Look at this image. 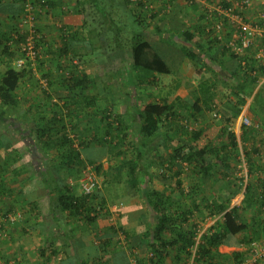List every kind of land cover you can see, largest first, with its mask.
<instances>
[{"label": "crops", "instance_id": "obj_1", "mask_svg": "<svg viewBox=\"0 0 264 264\" xmlns=\"http://www.w3.org/2000/svg\"><path fill=\"white\" fill-rule=\"evenodd\" d=\"M42 1L48 2L53 8L49 13L41 18L39 23L40 30L44 34L45 38L46 33H51L53 31L51 34L52 42L56 41V39L60 37V41L62 42L63 47L59 48V51L62 50L61 53L59 51L52 52L54 56L60 59H54V64H47V62H40L36 64L38 67L37 69H39L40 73H46L44 74V76L48 73V76L45 77L49 78L50 88L54 93L52 96L53 98H44L42 90L46 89H44L43 87L42 89H40L38 88L39 86H37L36 92H33V77L32 80L24 81V84L21 85L18 98L19 105L17 106V108L13 109L6 107L5 109L0 110V188L2 187V192H0V264H13V261L17 262V264H72V261L76 263V261L78 260V252L81 249H87L92 246H101V248H103L104 242L108 240H112V245L108 247L106 251L109 250V253L110 251H116L115 253L110 254L111 263L136 264L135 255L141 256L142 254L146 253L147 250L146 245L142 240V235L147 231L149 226L155 223L154 213L146 201L145 191L136 192L131 190L132 192L129 191L121 197L117 196L118 194L114 195L113 198L117 200L125 199V207L123 206L122 208L118 209L116 205L117 202L113 203L109 201L104 188L99 187L97 190H95L94 193H97L99 201L103 200L106 202L105 209L107 208V210L109 211V215H106L105 210V212L101 216L102 219H100V222L97 223V226L87 224V221L83 217L81 219H77L70 217L69 215L65 216L62 214H59V216H57L59 217V219L56 223L51 222L48 217L51 214L52 206L49 197L46 196V192L43 189L44 187H46V181L51 180L53 181V184L54 182H62L64 184L73 186L75 182L72 180L73 178L71 173L73 171L71 170V168H74V166L76 167V164L74 163L69 169L67 168L65 170H61L62 167H59V170L57 171L55 167H58L60 165L62 166L60 160L58 162L54 155H52V159H45V157L40 154L39 147L36 150L35 147H33L34 145H31L32 148L29 149L32 155L27 152L28 150L24 149L23 145H20V153L22 152V150H24V152L21 153L23 154L21 155L22 157L17 160L18 158L16 159L15 156L12 157L11 150H13V147L11 145V141L5 142L3 140V137L9 134L11 136L15 135L26 144H33L34 141L30 140L31 137H29L30 127H32V125H40V119L38 116L39 113H41L44 109L49 115L51 113H61V115L59 116L64 117L63 125L66 128L67 133L74 140L73 148H76L79 151L83 148H81L80 141L76 136H79L82 133L86 135L90 134L93 126L91 125L89 127H86L81 122V115L79 117L75 116L76 108L74 105H72L74 98H71L72 96L70 92L69 98H56L57 94L55 95V93H57L59 90L64 89L62 86V74H64V72H62V69L64 68L68 70L69 67H72L73 69V67L80 65V63L75 60L76 55L78 56V52L76 50L77 41L73 39V37L71 36V32H76L78 30H81L82 28L80 24L82 22V20H80L81 13L79 12V10L84 5H82V3L80 2L86 0ZM223 1H226L227 3V1L237 0H213L212 5L222 4ZM206 2L207 0H196L195 4L197 7H195V10H193L192 7L188 6L190 13L192 14V19H194L195 17L194 14L200 15L195 19L197 25L195 24V26H193L190 30L192 32H195V40L202 43L205 54L203 58L205 59L197 58L195 61H192L187 58L186 62H184V66H182V68L175 73L177 78L173 77V80H167V82L171 83L170 86L172 87L186 86V90H183V97H181V95L177 93L173 98L191 97L190 91H188L187 89L192 86V84L195 85L193 86V90H195L197 94L201 92V87L206 85L209 86V90L211 91L214 101V108L211 111H214L217 104L221 105V103H223L222 98H224L225 100L227 98L229 103H234L233 108L229 107L231 111H229L228 118L233 117L235 112L241 109L237 117V119L241 117L240 122L236 119L234 124L232 125L234 129H230L235 132L238 138V159L240 158V164H243L242 159H244L248 172L250 171V169H252L253 172L258 171L261 174V179L264 180V162L261 163L262 165H254L257 160L256 157H264V144L263 146L262 144H257L255 147H253L255 144L253 142L254 140L251 139V135L253 136L252 133H259L264 137V110L260 106H258V103L255 100V97L260 93H262V96H264V76L261 75V70L264 69V62L259 61L256 58V54L259 52V50H264V37L262 38V42L259 47L250 49L249 52H247L241 58L245 62H247V66L253 68V70L255 71L251 73L244 71L247 66L239 64V61L237 60L239 56H237L233 52V50L226 47L224 42H219L213 34L207 32L206 21L199 22L202 11H207L206 6L204 5V3ZM88 4L90 3L87 0V3L85 5ZM182 4L183 3L181 0L174 1L172 7L174 14L183 9ZM228 7L229 4L226 8ZM22 8V0H0V79L2 78L8 67L14 65L15 60H13V55L15 54V56H18L17 52L11 50V52H7L5 50V47L7 46L5 35H7L11 27L19 21V18L22 15ZM263 9L264 0H252V6L244 14V17L246 21L260 27L264 31V20L260 17V13ZM171 15L170 18L173 17ZM225 21H227V19H225ZM201 25L204 26V28L206 27L205 30H202L200 28ZM225 28V39L228 40L233 36L234 28L230 25H226ZM58 32H60V34L62 33V36H59L57 34ZM153 33L154 34H150L149 36L147 34L146 38L148 39V41L154 44L155 48L159 50V52L164 56L167 63H169L170 53H179L181 55H185L183 52L176 50V53V51L174 50V52H168V56L165 57L162 46L165 42H172L169 40V35L167 36V34H170L171 32L163 33V31H157ZM207 36L214 41L216 40V44L209 45V43L205 40L208 39ZM44 43L45 45L49 46L46 40H44L43 44ZM65 44L67 45L66 52H64L66 47ZM88 46L90 47L89 42L88 45H86L87 50L89 49ZM208 49H211V51H209ZM87 53L88 52H86L85 54L87 55ZM73 55L74 57H72ZM232 57H235V59H233ZM65 58L67 59V61H69L67 62V64L64 63L63 65L61 64V62L59 63V61L62 60L66 61ZM60 66H63V68L61 69ZM35 68L32 69L34 70ZM185 71L187 72L186 76L188 77V79H182L183 77H185ZM161 75H163L164 77H168L169 74ZM154 76L156 78V82L154 83L155 91L157 90V88H159L160 84L169 86L164 81L160 83L161 78H157L158 76L160 77L159 74L156 73ZM247 76L250 79H248ZM253 78H257V82L252 84V86L254 87L253 94L251 97H247L246 99H244V96H242L240 92H237V88L238 86H240V84H244L247 86L250 85V81ZM154 89L152 90L153 92ZM46 91L49 92L50 90L48 89ZM38 93H41V95L39 94L40 96L38 95V97L34 98V95H37ZM49 93L51 94V92ZM202 98L204 97L202 96ZM87 99L89 98H78L77 101H80V103H86ZM132 99L128 100V103L131 101L132 105H128L129 107L125 106L127 111H129L119 114L115 117L121 118L122 116L123 119H127V117L132 118V121L136 122L137 127L139 123V114L142 111V108L150 102L145 101V98H134V100ZM140 99L144 102L141 103L142 105H144L143 107L138 105ZM155 100V103L160 104H165V102L168 101L163 98L162 100L164 101L159 100V98H155ZM168 102H170V99ZM128 103L124 102V105H127ZM134 103H136L137 105H134ZM200 104L202 105L203 102H201ZM253 108H255V111L252 113ZM92 109L93 108H86L87 111H91ZM112 110L116 109L114 108ZM176 110L178 111V109H175V111ZM205 110L208 109L203 108L200 112H205ZM118 113L119 112L116 111V113L114 114L116 115ZM87 116L88 115H85V118ZM91 117L92 116L90 115V118ZM98 117L101 118V116ZM244 118H248L249 121L250 119L254 120L255 123L256 120H261V122H258V124L261 125L262 131L256 130L253 126H249L251 127L249 128L248 125L244 124ZM170 120L161 124V131H159L160 133L157 134V137L160 138H154V140H161L162 138L163 141L154 142V145L151 144V146H144L143 142L145 141L141 140L138 137L137 139L133 138L131 149V151L133 152V156L129 157L135 159L137 157V152L142 151L147 154L145 157L148 156L149 159H154V162L152 161L149 164H146L145 160L141 161L139 164L140 168L138 173L140 176V182L143 186L146 184L148 186V189L163 192L166 195H172L173 188L175 187V183L178 179L182 183V190L184 191L185 196L190 194V190L193 189L195 193L191 195L197 200L196 204L198 208L197 211H195V213L191 216L190 221L195 223H202L204 222V219L201 218H205L206 216H208L214 209L213 206V208H210V203H215V201L226 195V190L224 189V186L222 184L225 183V181L223 179H219V175H215V172L206 177L198 173H195L190 177L188 172L185 173L186 171L190 170L186 163H182L179 161L173 162L171 157H173L174 155V150L179 149L180 146L183 145L182 137H184V135L186 136V134H183L182 136L181 133V137L176 136L177 134H179L177 132L178 127L175 128L176 130L173 129V127H170ZM129 123L130 122H126L127 125ZM255 123H253V125ZM201 124H204V122H202ZM245 126L246 128H244ZM245 129L248 130V132H246L248 133L247 135H243ZM135 133H137L136 129ZM239 133L241 134L240 137ZM10 140H12V138ZM150 140L153 139L151 138ZM241 143L243 144V146L241 145ZM94 144L97 143L88 145L89 147H87V150H98L99 148H103L101 145L94 146ZM26 147L28 146L26 145ZM121 149L124 153L127 154L126 148ZM255 150L257 151L256 153H254ZM32 151L34 152V155ZM113 151H116L115 154H111L112 150H110L105 155H102L103 157L99 165L100 168L102 167L101 165H104V162H107L108 154L110 156L116 157L118 149H115ZM161 152H163L164 156L160 155ZM245 153L249 155V158H252L253 166H251L250 162L248 163L249 160L248 157H246ZM155 155L158 156L155 157ZM7 156H9L10 158H7ZM122 157L123 156L120 155L121 161L123 160ZM14 159H16V161H13ZM82 159L85 160L87 166L86 170L88 168L93 169L94 165L88 164L84 155H82ZM46 163L47 165H45ZM162 163L164 164L163 167H167L170 170V176H166L164 174L161 175L156 172H147V168L151 165H159ZM257 163L259 164V162ZM173 164L175 165L173 166ZM24 166L25 168H23ZM32 166L36 169L35 174L29 172ZM118 167H120V163ZM94 168L96 169V167ZM240 168V173H242V166ZM41 170L46 171V174H41ZM86 170L84 172H86ZM96 171L98 170L96 169ZM104 172H107V170H104ZM177 172H181V174L179 173L180 175H177ZM48 173H50V175ZM92 173L94 174V172ZM83 178L81 179V181L83 180ZM252 178L253 179L250 180L251 182H249V184L252 186L258 185V183H256V179L258 178L256 173ZM255 190L258 194L260 193V195L263 193L262 188L256 187ZM77 194H83L82 189ZM177 194H179L178 191L177 193H175V195H173L174 199H179V195ZM180 197L182 198L181 195ZM237 198H239V195L236 196L235 199ZM235 199L232 200V206H234ZM206 201L210 203H207ZM208 204L210 205L208 206ZM241 205L242 204H240V206ZM192 209L194 211V208ZM56 214L57 212L55 213V216ZM216 219L217 218L214 219L212 225H215V222L217 221ZM48 223L52 224L49 225ZM212 225L209 226V229L212 227ZM111 226L114 227V232L110 230ZM207 230L204 229L203 233H205ZM125 234L128 238H126ZM252 236V233H247L245 235L246 240L252 239ZM239 240H241V237H239ZM254 243H264V235L261 236L258 241L255 239L252 240L251 245L244 243L240 247H230L222 245L219 247V252L225 255H232L235 252H246L247 254V249H249V247L252 248V244ZM53 251L56 253L54 254ZM106 251L103 250L101 252L104 253Z\"/></svg>", "mask_w": 264, "mask_h": 264}, {"label": "trees", "instance_id": "obj_2", "mask_svg": "<svg viewBox=\"0 0 264 264\" xmlns=\"http://www.w3.org/2000/svg\"><path fill=\"white\" fill-rule=\"evenodd\" d=\"M88 1L89 3L97 2V0ZM124 1L129 7L134 17V21L141 28H146L150 21H153L156 18L158 19L160 17L161 19V17H164V15H160L161 9L165 8L164 3H162L158 9L154 8V10L150 9V5L152 3L151 1L154 2L155 0ZM174 1L175 0H170L172 6ZM184 2L192 7L193 10L197 7L195 4L196 0H184ZM207 2L213 4V0H207ZM80 3L84 5L83 8L79 10L82 20L81 26L86 30L87 22L84 18V8L87 0L81 1ZM185 3L183 4V9L181 11L185 9ZM45 4L48 6L49 10L53 8L51 4L46 1ZM222 6L225 8L228 6L226 1L222 2ZM206 18L207 12L203 10L200 19L206 21ZM163 20L165 21L167 19L163 18ZM17 26L18 22H16L11 27L9 33L5 35L7 43L5 50L7 52L10 51L11 47L8 43L12 40V34L18 30ZM200 28L205 30L206 27L204 28V26L201 25ZM157 31L162 32L159 27L157 28ZM168 35L170 41L181 45L183 53L188 59L195 61L197 58H203L205 56L202 43L195 40V32H192L190 29L183 31L181 35L182 38L171 33L167 34V36ZM19 37L20 40H23L24 36L19 35ZM146 37V33L140 30L134 32L132 38L133 60L130 63V72H132L133 81L138 82L136 83L138 87H149L154 85L156 82L154 75L156 73L159 75L171 73L170 66L166 62L164 56L155 48L152 42L148 41ZM175 37H177L178 40H174ZM207 38L209 45L216 44V40L214 41L208 36ZM87 39L89 40V37ZM65 46L64 52L67 50V45L65 44ZM208 50L211 51V49ZM232 58L235 59V57ZM241 58L242 56H239L237 59L240 65V62L243 61ZM39 62L40 60L37 61V63ZM60 67L61 69L63 68V66ZM32 68L30 62L29 64L27 63L25 68L17 69L13 66L8 67L0 79V110L5 109L6 107L13 109L17 108L19 105L18 98L21 85L24 84V81H30L33 78ZM244 71L251 73L255 70L247 66ZM62 72H64V74H62V86L65 90L72 93L71 96L73 95L74 98L72 105L76 108L75 116L79 117L80 113H85L86 108L94 109L90 111L91 113L86 114L88 116L91 115L95 122L91 129V136L83 133L76 136L83 149L79 151L76 148H73L74 140L67 133V130L63 125L64 117L59 116L61 113H51L49 115L44 109L38 116L40 119V125H32V127H30L29 137H31L30 140L34 141L33 144H26L15 135L11 136L8 134L3 137L5 142L11 141L13 147V150H11L12 157L15 156L16 159L18 158L17 160L22 157L21 155L23 154L21 153L24 152V150L20 153V145H23L24 149L28 150L27 152L30 154L31 151L29 149L34 145L33 147H35L36 150L39 147L40 154L44 157H47L50 152L56 154V160H58V162L60 160L62 163V166L55 167L57 171L59 170V167H62L61 170L69 169L75 162H77L79 172H82L87 167L85 160L82 159V155H84L88 164L94 165V167L100 171L99 165L103 157L102 155H105L110 151V148H112V150L118 149V152H120L119 155L123 156L119 170L121 171L125 169L127 171L130 189L132 191L146 192V201L153 211L155 218V223L149 226L147 231L142 235V240L145 243L147 250L146 253L141 256L135 255L136 264H191L190 262H193V264H227L231 260L233 261V264H240L246 257H249L251 247L247 249V254L246 252H235L232 255H225L219 252V247L222 245L230 247H240L243 243L251 245L252 240L255 239L258 241L261 236L264 235V180H261L259 183L260 185H257L263 190V193L260 195V193L258 194L255 190L256 186H252L249 183L246 184L244 189L243 177H241L242 180H235L232 177L234 170H236L235 160L239 156V142L235 132L230 129H232V125L237 119L240 109L235 112L233 117L226 120V126L224 128L218 124H214L202 129L189 131L187 127L180 124V121L177 125V132L179 134L176 136L181 137V133L182 136L183 134H186V136L184 135V137H182L183 145L180 146L179 149L174 150V155L171 157L173 162L179 161L186 163L188 168H191L195 173L203 175L204 177L215 172V175L221 176V179L224 181L229 180L232 184V186L228 187L229 190L226 191V195L215 201V203L206 201L211 204H208V206L210 205V208L214 207L208 216L211 218H219L214 226L201 235L196 246L201 224L190 221L191 216L198 208L196 204L197 200L191 195L195 193V191L191 189L190 194L187 195L188 197L185 196L184 191L182 190V183L179 179L175 183L176 185L173 188L172 195H166L163 192L148 189L146 184L143 186L140 182V176L138 173L140 168L139 164L144 160V157L147 154L138 151L137 157L133 159L129 157L128 154L124 153L120 147L124 146L126 143L132 144V141H128V136L132 139H137L138 137L145 141L143 142L144 146H151V144L154 145V142L163 141L162 138L161 140H154V138L157 137V134L160 133L159 131H161V124L168 122L170 118H181L178 112L175 111L172 103L168 104L165 102V104H160L150 102L146 104L139 114L138 126L136 127V122H133L132 118H130L132 122H130L128 126L123 120H121V118H113L112 115L108 114V112H111L109 108L114 109L115 104L108 103L104 108L101 107V103H99L101 101L100 99L109 88L106 84H101L99 80H90L89 76L84 73L82 67L79 66H75L73 69L72 67H69L68 70L63 68ZM143 74H149L152 78L145 82V80H142V78H144ZM261 75L264 76V69L261 70ZM248 79L250 78L248 77ZM256 82L257 78H253L248 86L240 84L237 88V92H240L242 96H244V99L251 97L254 91L252 84ZM90 83L92 86L94 85L96 87L97 92L92 95H84V93L91 87ZM209 89V86L206 85L201 87V91L206 92L204 93L205 98H210L212 96ZM77 90L81 91L80 95H83V98H89L86 100V103H80V101H77L80 96L73 93ZM42 94L44 98H53L46 90H42ZM209 100L210 103H207V105L204 104L206 105V108L211 111L213 109L214 101L213 99L211 100V98ZM255 100L258 103V106L264 110V96H262V93L258 94L255 97ZM200 101H203L202 98H200ZM200 101L199 98H196L195 104L192 107L195 112L201 111ZM81 104L84 105L82 106ZM254 111L255 108H253L252 113ZM98 116H101V118ZM135 129L137 133H135ZM246 132H248V130L245 129L243 135H247L248 133ZM222 136H225V142H223L224 144H222V147L218 148L217 146H213L214 141L218 138L221 139ZM11 138L12 140H10ZM151 138L153 140H150ZM92 143H97L94 144V146L101 145L103 148H99L98 150H87V147H89L88 145H92ZM26 145L28 147H26ZM33 151L32 153L34 155ZM256 152L257 151L255 150L254 153ZM245 154L246 157L249 156L247 153ZM213 157L217 160H213ZM233 157L234 161L232 160ZM7 158L10 157L7 156ZM16 159L13 161H16ZM248 160V163L250 162L251 166H253L252 158L248 157ZM217 162L222 164L218 165ZM174 165L175 164H173V166ZM218 166H221V168ZM23 168H25V166ZM29 172L35 174L36 169L32 166ZM249 172L253 173L252 169H250ZM40 173L46 174V171L41 170ZM179 173L181 174V172ZM179 173L177 172V175ZM48 174L50 175V173ZM43 189L46 192V196L49 197L52 206L51 214L48 217L51 222L56 223L59 219L57 216L62 214L77 219L83 217L87 221V224L97 226V223L102 219L101 216L105 210L106 215H109V211L107 208L105 209L106 202L103 200L99 201L97 193H94L91 196L84 194L79 195L76 193L73 186L62 182H54L53 184V181L51 180L46 181V187ZM243 189L245 191V197L241 203L242 205L232 206V200L235 199ZM177 191L179 192V194H177L179 195V199H174L173 195H175ZM0 192H2V187L0 188ZM192 208H194V211ZM56 212L57 214L55 216ZM110 230L114 232V227L111 226ZM249 232L253 234L252 239L246 240L245 235ZM239 237H241V240H239ZM126 238H128L127 235ZM111 245L112 240H108L104 242L103 248H101V246H92L87 249H81L78 252V260L76 263L72 261V264H113L111 263L110 254H113L116 251H110V253L109 250L106 251ZM195 247L196 251L194 252ZM103 250L106 251L104 252L105 254L101 252ZM53 253L55 254L56 252L53 251Z\"/></svg>", "mask_w": 264, "mask_h": 264}, {"label": "rangeland", "instance_id": "obj_3", "mask_svg": "<svg viewBox=\"0 0 264 264\" xmlns=\"http://www.w3.org/2000/svg\"><path fill=\"white\" fill-rule=\"evenodd\" d=\"M182 3L184 4V0H181ZM96 3V4H95ZM95 3H91L88 5H85V13H84V18L86 19V30H84L83 28H81V30L78 31H72L71 32V36L73 37L74 40L77 41V52H78V56L76 55V61H78V63H80L79 67H82L84 73H86L90 80H99L100 83H104L106 84L109 88L108 90L105 92V94L103 95V97L100 99L101 101L99 103H101V107L104 108L108 103H113L114 108L116 110H112L109 108V110L111 111L110 113L108 112L109 115H112V117L114 118L115 116H118L119 114L128 112L127 109L125 108V106H130L132 105V102L128 103V100H134V98H145V101L147 102H154L156 101L155 98H159V100L166 99L170 102L168 103H172V105L174 106L175 109H178V114L180 115V119L179 117L176 118H171V122H170V127H173V129L177 128L178 126V122L180 121V124H183L184 127H187V129L189 131H194V130H198V129H202L214 124H218L221 127H225L226 126V120L228 118L229 115V111H231L229 109V107H234L233 104L234 103H229L228 99L226 98V100L224 98L223 99V103H221V105H218L215 107L214 111H208L205 110V112H195L192 107L195 104V100L197 97L202 98V96H204L203 99V104L201 106V110L203 108H206L207 103H210V98L211 100L213 99L212 96L209 98H205L204 93L201 91L199 94H197L195 92L194 87L195 85L192 84V86H190L187 90L190 91V96L189 98H173L174 95H176L177 93L179 95H181V97L184 96L183 90H186V86L185 89L183 86L180 87H172L170 86L171 83L167 82V80H173V77L177 78V76L175 75V73L180 70L182 68V66H184V62H186L187 57L185 55H181V54H171L169 56V66L171 69V74L168 75V77H164L163 75H160V77L158 76L157 78H161L160 79V83H162L163 81L166 82L169 86H165L163 84H160L159 88H157V90L155 91V87L154 85L149 86V87H138L136 86L138 82L133 81V76H132V72H130V63L133 60V54H132V38L134 36V32L137 31H144L146 33V35L148 34V36L151 34H154L153 32H157V28H161V30L163 31V33H170L173 35L178 36L179 38H182L181 35L183 33L184 30L186 29H191L193 26H195L196 24V18L199 17V14H194L195 17L194 19H192V14L190 13L189 10V5L185 3V11H179L178 13L176 12V14H174V12L169 11V12H165L163 13L161 16L164 15V17H160L153 21H150V23L146 26V28L144 27H140L135 21H134V17L129 9V7L125 4L124 0H97V2ZM182 4V5H183ZM207 4V3H206ZM173 7V6H172ZM83 8V7H81ZM50 10L47 12L49 13ZM171 12V13H170ZM47 13H43L42 17L44 15H46ZM172 14V15H171ZM170 15L173 16L170 18ZM41 17V18H42ZM81 18V16H80ZM167 19V20H163ZM81 20V19H80ZM200 21H204L201 20L199 18V22ZM82 25V22L80 23ZM197 25V24H196ZM40 28V27H39ZM144 29V30H143ZM53 32V31H52ZM51 33H46V38L45 40L48 42L49 46L42 44L41 45V54L43 55L42 59L40 60V62H47V64L49 63H53L54 64V59H58L56 56L53 55L52 52H58L59 48L63 47L62 42L60 41V37L56 39V41L52 42L51 39ZM69 33V31H68ZM59 36H62V33L60 34V32L57 33ZM70 35V34H69ZM89 37V40L87 39ZM88 40V41H87ZM174 40H178L177 37L174 38ZM206 42L207 39H205ZM163 41V40H162ZM88 42L90 44L89 49L87 50L86 45H88ZM165 42V41H164ZM163 52L165 53V57L168 56V52H174V50H178L180 52H183V48L181 47V45H179L178 43L175 42H165L162 46ZM90 50V52H89ZM62 50H60L59 52L61 53ZM86 52L87 55L85 54ZM177 53V51H176ZM20 56L18 54V56L15 54L13 55V60L18 59ZM74 57V55L72 56ZM79 57V58H78ZM87 57V58H85ZM66 59V58H65ZM39 62V63H40ZM61 62V64L64 65V63L67 64V59L66 61H59V63ZM14 63V62H13ZM14 68H17V64L16 62L14 63V65H12ZM36 66V68H35ZM33 68H35L33 70V77L34 80H32L34 83L32 85V89L33 92H36V88L37 86H39L38 88L42 89V87L46 90H50L49 92H51L52 96H53V90L50 88V84H49V78L45 77L48 76L47 75L44 76V73H40L39 69H37V65H35ZM59 72V71H58ZM80 73V72H79ZM60 74V73H59ZM185 77H183L182 79H188L187 72L185 71ZM175 75V76H174ZM144 78H142V80L149 81L150 78H152L151 75H144ZM47 80V85L43 84V81ZM179 82H183V81H179ZM185 82V81H184ZM91 87L84 93V95H92L94 93L97 92L96 87L90 83ZM106 87V86H105ZM133 87H136L135 90ZM154 89V93L152 90ZM207 91V90H204ZM81 91L77 90L76 92H73L77 95H79V98H83V95H80ZM41 95V93H38L37 95H34V98L38 97V95ZM57 94L56 98H69V92L67 90L61 89L59 90L57 93H55V95ZM72 94V93H70ZM169 94V95H168ZM39 95V96H40ZM183 95V96H182ZM67 96V97H66ZM83 96V97H82ZM165 97V98H164ZM167 97V98H166ZM169 97V98H168ZM42 98V97H41ZM73 98V95H72ZM130 98V99H129ZM124 102H127L128 104L124 105ZM123 103V105H122ZM141 103H144L143 100H139L138 105L139 106H144ZM206 105H205V104ZM82 106L84 104H81ZM134 105H137L136 103H134ZM214 108V107H213ZM241 110V109H240ZM119 112L118 114H114ZM87 113H91L90 111L85 110V113H80L79 115H82V119L81 122L83 125H85L86 127H89L91 125H94V118H90V116H87L85 118V115ZM240 116V115H239ZM84 117V118H83ZM127 117V116H126ZM229 119V118H228ZM241 117H239L237 120L240 122ZM121 120H123L125 123L126 122H131V119L127 117V119H123L121 116ZM251 122L255 123L254 120H251ZM202 122H204V124H201ZM261 122V120L257 121ZM252 123V124H253ZM249 127V126H248ZM245 128V127H244ZM251 128V127H249ZM232 129H234V127L232 126ZM253 136L251 135V141L254 142V146L255 147L257 144H264V137L259 134V133H252ZM89 136H91V132L90 134H88ZM241 136V134L239 133V137ZM263 137V138H262ZM90 138V137H89ZM128 141H133L132 138L130 136H128ZM166 141V139H165ZM223 142H225V136L221 137V139H216L214 141V145L213 146H217L218 148L222 147V144H224ZM263 142V143H262ZM132 144H124V146H120L121 148L124 147L127 150V154L128 156H133V152L131 151ZM241 145L243 146V144L241 143ZM109 150H112V148H110ZM116 151L111 152L115 154ZM129 152V153H128ZM120 152H117L116 157L115 156H110L109 154L107 155V162H104V165H101L102 167L100 168L101 170L98 172L96 171V169L93 167V169H91V172H94V175L97 179V187L96 190L100 187V188H104L106 195L109 198V201L116 203L118 209L122 208L123 206L125 207V199H115L113 198L114 195L117 196H123L125 195L127 192L131 191L130 189V183L128 180V176H127V171L124 170H119L120 167H118L119 163H121L122 161L120 160ZM52 155H54V157H56L55 153L50 152L49 155L47 157H45V159L48 160V158L52 159ZM160 155H163V152L160 153ZM158 155H155V157H157ZM39 157V156H38ZM119 159V160H118ZM256 162L254 163V165H262L261 163H263L264 161V157H256ZM146 162V164H149L150 162H154V159H149V157H145L144 159ZM213 160H217L215 159V157H213ZM234 161V157L232 159ZM47 162V161H46ZM165 162V161H163ZM259 162V164L257 163ZM45 163V162H44ZM76 167L74 166V168L72 167L71 170L73 171L71 173L72 175V180L75 182L73 187L75 186V190L77 193H79L81 191V187H80V181L84 176V171L86 169H84L82 172H79L78 169V164L77 162H75ZM218 165H221L222 163L217 162ZM47 165V163L45 164ZM164 164H159V165H151L150 167L147 168V172L149 173H158L161 175H166V176H170V170L167 167H163ZM235 166H236V170H234L232 177L235 180H242L239 175L240 174V167L242 166V163L240 164V158L235 160ZM91 167V166H90ZM219 168H221V166H218ZM217 167V168H218ZM189 171H186L185 173L188 172V174L190 175V177L195 174V172L189 168ZM93 170V171H92ZM104 170H107V172H104ZM255 173L257 175V182L258 185H260V181L261 179V174L260 172H253V174H250L249 172V178H248V183L251 182L250 180L253 179L252 177L255 176ZM259 175V176H258ZM252 176V177H251ZM219 179H221V176L218 177ZM119 181V182H117ZM241 182V181H240ZM244 183V182H243ZM224 186V189L226 191H228V187L232 186V184L230 183V181H225V183H222ZM231 184V185H230ZM256 187H259L256 185ZM260 188V187H259ZM132 192V191H131ZM104 213V212H103ZM10 217V216H9ZM211 217L206 216L205 218H201L204 219V222L200 223L201 224V230L199 233V237L201 236V234L203 233L204 229H209V226L212 225V223L214 222L215 218L210 219ZM219 217H217L218 219ZM112 219V218H111ZM216 219V220H217ZM214 226V225H212ZM13 264H17V262L13 261ZM191 264H193V262H190ZM227 264H233L232 260L231 262L227 263Z\"/></svg>", "mask_w": 264, "mask_h": 264}, {"label": "built area", "instance_id": "obj_4", "mask_svg": "<svg viewBox=\"0 0 264 264\" xmlns=\"http://www.w3.org/2000/svg\"><path fill=\"white\" fill-rule=\"evenodd\" d=\"M151 2L150 9H158L162 3L165 4V8L161 9L160 14L172 10L170 0H155ZM206 3H204V5L207 10V32L213 34L219 42H224L226 47L233 50L237 56H244L250 49L261 45L264 31L260 27L246 21L244 17V14L252 6V0L227 1L229 4L228 8L223 7L222 4L212 5L209 2ZM22 6L23 10L18 21V30L12 34V40L8 45L11 47V51L17 52L20 56L15 60L18 68H25L29 62L31 66L34 67L37 61L41 60L43 57L41 54V45L45 40V36L39 28V23L43 13H47L49 8L42 0H22ZM260 17L264 20V9L261 11ZM225 19H227V21H225ZM226 25H230L234 28V34L228 40L225 39ZM19 35L24 36L23 40L19 39ZM256 58L264 62L263 49L259 50L256 54ZM241 64L245 66L247 62L243 60ZM43 84L47 85V80H44ZM244 124L253 126L256 130L262 131L260 124L257 123L253 125L248 118H244ZM242 162V173H240L241 175H239V177L244 178L245 189L249 178V172L244 159H242ZM84 174L85 176L81 181L82 193L91 196L96 190L97 180L89 168ZM244 189L239 194V198L235 199L234 206H240L242 203L244 199ZM199 239L200 237L197 239L196 246ZM195 251L196 247L194 248V252ZM249 254V257H246L240 264H264V243L252 244Z\"/></svg>", "mask_w": 264, "mask_h": 264}]
</instances>
